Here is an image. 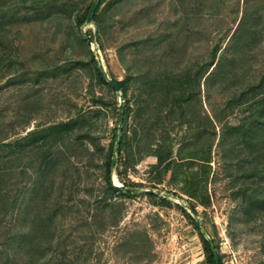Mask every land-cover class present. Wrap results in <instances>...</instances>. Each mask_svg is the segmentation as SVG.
<instances>
[{
	"label": "rangeland",
	"instance_id": "1",
	"mask_svg": "<svg viewBox=\"0 0 264 264\" xmlns=\"http://www.w3.org/2000/svg\"><path fill=\"white\" fill-rule=\"evenodd\" d=\"M63 1L66 0H49L47 4L51 7ZM71 1L78 2V15L82 16L93 0ZM43 11L44 8L30 10L29 1L22 5L20 0H0V26L8 31L14 45L19 47L18 59L15 60L17 74L9 75L6 70L0 72V126L5 131L0 139L7 138L4 141L7 143L14 138H22L27 145L34 130L85 115L94 123L89 137L92 143L84 139L82 143L87 148L84 150L79 142H73L70 154L64 156L66 164H59L57 171L43 181L46 194L42 192L34 201L41 208L44 203L49 205L54 202L62 182L60 172L67 165L69 171L63 185L64 200H69L71 196V203L83 209V201L93 204L96 196L102 197L104 182L101 165L112 141L117 105L123 104L124 100L119 92H113L111 88L90 79L89 68L79 65L72 66L68 73L41 76L54 65H62L67 59L66 55H71L72 60L86 58L81 47L72 48L65 42L62 33H56L53 20L42 16ZM258 19L260 22L254 26L253 22ZM107 23L105 34L100 38L103 47L99 48L96 40L89 45V51L95 55L107 81H122L125 77L118 60L119 53L128 58L144 50L140 54L141 63H146V67L156 72L158 57L168 54L172 47L179 52L172 55L169 67L177 69L188 62L201 61L215 45L219 47L216 60L224 55H234L236 60L243 56L234 71L242 73L251 67L246 72L249 79L264 75V0H134L130 7L123 8ZM249 23L257 29L256 42L241 53L229 49L230 37L238 36L242 27ZM78 30L87 41L89 35L95 34V26L91 23L81 25ZM151 39L153 41L148 44L140 45L141 41ZM130 94L129 90L128 97ZM203 94L201 86L202 102L205 104ZM96 98H101L104 106L96 105L93 102ZM217 100L212 96V102ZM204 108L209 112L208 107ZM92 111H98V114ZM228 120L236 123L234 117ZM133 125L140 139L137 145L130 132ZM128 126L129 154L133 153L136 163L126 166V154L122 153V160L111 169L110 179L116 187L134 185L138 193L133 197H121L115 193L107 195L108 201L115 203L119 210L114 219L100 217L96 222L97 225L103 222L114 225L107 226L94 237L93 251L99 264H207L193 222H197L204 237L211 239L217 247L222 264H264V209L245 213L240 197L234 194L241 186V179L235 178L239 171L232 169L230 173L225 172L217 149L213 147L206 181L196 185L193 179L192 192L196 191L194 195H197H186L180 190L183 179L203 177L198 158L180 163L177 169L172 164L173 168L164 173L158 182L153 168L157 159L140 156L146 139L140 129L142 123L134 124L130 116ZM152 129L146 131L147 136L152 135ZM153 133L157 141L161 136L168 139L172 155H175L181 139L188 138V126L168 124L166 129H157ZM52 152L55 155V148ZM161 152L165 153L163 149ZM31 158V153L25 152L21 163L23 174L19 168L12 169L0 178L5 206V215L0 222L2 260L12 253L10 241H13V236L6 231L3 237V232L13 214L10 208L16 197V189L23 187V193H27L26 190H32L37 179L27 167ZM3 163L1 160L0 166ZM172 176L175 184L170 183ZM51 180L54 181L49 183ZM202 186L204 189L199 191ZM149 191L157 197L146 195ZM88 193H91V197ZM25 197L26 205L31 206L33 196L27 193ZM159 197L165 198L166 202H161ZM200 201L206 202V205L201 206ZM81 221L89 222V218L84 214ZM77 223H63V228ZM84 230L80 228V234H73L72 237L79 239Z\"/></svg>",
	"mask_w": 264,
	"mask_h": 264
},
{
	"label": "trees",
	"instance_id": "2",
	"mask_svg": "<svg viewBox=\"0 0 264 264\" xmlns=\"http://www.w3.org/2000/svg\"><path fill=\"white\" fill-rule=\"evenodd\" d=\"M27 1H29L30 10L44 8L42 16L53 20L56 33H62L65 42L69 43L72 48L74 46L81 47L86 54L85 60L79 57L72 60L71 55H66L67 59L62 65H54L51 69L44 71L41 76L68 73L72 66L79 65L82 68H89L90 79L98 81L115 92L97 65L95 55L89 51V45L93 40H96L99 43V48H102L100 38L105 34L108 26L107 21L119 15L123 8L130 7L134 0H110L101 10L99 8L106 0H93L87 5L82 16L78 15L80 11L78 2L71 0L51 7L47 4L49 0H20L22 5ZM96 2L97 6L92 19H88L89 11ZM259 22L260 19L254 21L253 25L256 26ZM85 23L95 26V34L88 36L89 41L78 30ZM242 29L238 36L230 37L228 47L235 52L240 51V53L253 45L258 35L257 29L250 23L243 26ZM152 39L141 41L140 45H146L153 41ZM139 46L136 48L138 49ZM218 50V45H215L206 52L205 58H202L201 61L195 60L177 69H171L169 65L173 59L172 55L179 52L172 47L168 54L158 57L159 64L157 67L155 66V70H158L156 72L146 67V63H141L140 56L144 50L128 58L121 53L118 54V60L124 69L125 77L122 81L113 82L117 84L124 103L117 105V120L112 131V141L101 165V176L104 182L101 190L102 197L96 196L93 204L83 201L85 203L83 209L71 203V196L68 198L69 200H64L63 185L67 181L69 171L67 165L60 172L59 177L62 182L54 202L49 205L44 203V207L41 208L34 201L37 196L46 194L43 181L57 171L59 164H66L64 156L70 154L69 150L74 145L73 142H79L80 147H84L82 143L84 139L92 143L89 137L94 123L88 120L85 115L34 130L27 145L22 138H14L12 142L7 143L4 142L7 138L0 139V161L4 162L0 166V178L7 172H11L12 169L19 168L20 173L23 174L21 163L24 160L25 152L32 155L27 167L37 178L34 180L32 190H26L33 196L31 197V206L26 205L25 196L27 193H23L22 189L24 188L16 189V197L12 200L10 208L11 214H13L10 222L4 226L3 232V237L6 235V231L9 236H13V241H10L12 253L5 255L4 260L0 255V264H99L96 252L93 251L94 237L103 232L107 226L114 225L106 222L97 225L96 222L100 217L101 219H114L119 210L115 203L108 201L107 195L115 193L121 197H133L138 193L134 189V185L116 187L112 185L110 179L111 169L122 160V153L126 154L124 159L126 166L136 163L133 153L129 154L131 147L127 142L130 116H132L134 124L142 123L147 128V132L149 128H153L150 136L146 135L143 126L140 128L146 137L141 147L140 156H153L157 159V164L153 168L156 170L158 182L161 181V176L164 173L173 168L172 164L177 169L180 163L194 157L198 158L201 162L203 177L201 179L193 177L189 180L183 179V186L180 188L186 195L196 196L197 194L194 195L196 191L192 192L193 183L196 181L195 184L198 185L206 181V170L210 169V156L213 147H215L221 158L223 170L228 173L232 169L239 171L235 178L241 179V186L234 194L240 197L245 213H251L255 209L263 210L264 75L256 79H249L246 72L248 73L251 67L242 73L234 71L244 57L241 56L240 60H236L234 55H224L216 60ZM18 55V45H14L8 31L0 26V72L6 70L9 75H16L18 67L15 60L18 59ZM238 61L239 63H237ZM201 86L205 104L202 102ZM129 90L131 94L128 97ZM212 96L218 100L212 102ZM93 102L98 106H104L101 98H96ZM204 107H208L209 112ZM92 113L98 114V111H92ZM229 117L236 118V123H230ZM119 120H121V134L118 139ZM168 124H175L177 127L188 126V138L181 139V144L175 155H172L168 139L161 138V136L157 141L154 137L155 133H153L157 129H166ZM135 127L133 125L130 132L137 145L140 139L137 138ZM3 134L5 131L0 126V135ZM16 134L14 133V135ZM152 146H155V149H152ZM53 148H55V155L52 152ZM162 149L165 151L164 154L161 152ZM84 150L87 148L84 147ZM173 178V176L170 178V183L174 182ZM53 181L51 180L49 183ZM199 189L202 191L204 186ZM88 194L91 197V193ZM145 194L153 198L157 197L150 191ZM2 197L4 195L0 189V222L2 216L5 215ZM159 198L161 202H166L165 198ZM200 205L205 206L206 202L200 201ZM190 209L193 211V207ZM84 214L89 218V222L81 221ZM66 222L68 224L79 223L63 228V223ZM193 225L199 233L206 255V263L214 264L213 248L218 264H222L217 247L213 245L212 240L205 239L197 222H193ZM80 228L85 229L81 233L82 237L79 239L72 237L73 234H80ZM67 248L70 250L68 251Z\"/></svg>",
	"mask_w": 264,
	"mask_h": 264
},
{
	"label": "water",
	"instance_id": "3",
	"mask_svg": "<svg viewBox=\"0 0 264 264\" xmlns=\"http://www.w3.org/2000/svg\"><path fill=\"white\" fill-rule=\"evenodd\" d=\"M97 6V2L94 3V5L91 7L90 11H89V15H88V19H92V16H93V13H94V10ZM108 83L115 89L116 92H119V89H118V86L115 82L113 81H108ZM119 126H118V132H117V135H118V139L120 138V134H121V120H119L118 122ZM117 148V146H116ZM201 230V229H200ZM202 232V230H201ZM205 239L209 240V238L206 236ZM212 254H213V258H214V264H218V260H217V255H216V252L215 250L212 248Z\"/></svg>",
	"mask_w": 264,
	"mask_h": 264
}]
</instances>
